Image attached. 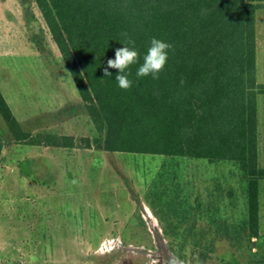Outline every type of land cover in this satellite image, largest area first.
Here are the masks:
<instances>
[{
	"label": "rangeland",
	"instance_id": "obj_1",
	"mask_svg": "<svg viewBox=\"0 0 264 264\" xmlns=\"http://www.w3.org/2000/svg\"><path fill=\"white\" fill-rule=\"evenodd\" d=\"M0 90L30 135L0 114V264H264V184L252 238L236 163L80 144L98 132L33 0H0Z\"/></svg>",
	"mask_w": 264,
	"mask_h": 264
},
{
	"label": "trees",
	"instance_id": "obj_2",
	"mask_svg": "<svg viewBox=\"0 0 264 264\" xmlns=\"http://www.w3.org/2000/svg\"><path fill=\"white\" fill-rule=\"evenodd\" d=\"M98 135L80 144L114 152L231 161L245 180L246 228L260 231L258 0H33ZM153 38L172 45L159 79L137 77ZM134 45H126V41ZM138 50L123 90L107 60L117 48ZM0 114L15 139L27 140L0 90ZM45 138V137H44ZM47 145L74 147L71 135ZM46 140V139H45ZM43 141V140H42Z\"/></svg>",
	"mask_w": 264,
	"mask_h": 264
},
{
	"label": "clouds",
	"instance_id": "obj_3",
	"mask_svg": "<svg viewBox=\"0 0 264 264\" xmlns=\"http://www.w3.org/2000/svg\"><path fill=\"white\" fill-rule=\"evenodd\" d=\"M126 45H134V41H126ZM172 45L163 40L153 38L150 42V47L147 54L143 58V64L138 68L137 77H146L151 75L153 79H159V74L164 70V67L169 58V51ZM139 53L134 47L123 46L115 50L114 59L107 60L103 70V76H112L109 69L118 70L115 76V81L123 90H129L133 86V81L129 79L130 73L126 70L131 65L138 63Z\"/></svg>",
	"mask_w": 264,
	"mask_h": 264
},
{
	"label": "crops",
	"instance_id": "obj_4",
	"mask_svg": "<svg viewBox=\"0 0 264 264\" xmlns=\"http://www.w3.org/2000/svg\"><path fill=\"white\" fill-rule=\"evenodd\" d=\"M258 1L264 3V0H258ZM261 9L264 10V7L260 8L259 10ZM256 53H257V62H256L257 82L259 84H264V16H261V19L256 18ZM258 131H259L258 160H259V165L261 167H264V93L258 95ZM263 184H264V180H261L260 189Z\"/></svg>",
	"mask_w": 264,
	"mask_h": 264
},
{
	"label": "flooded vegetation",
	"instance_id": "obj_5",
	"mask_svg": "<svg viewBox=\"0 0 264 264\" xmlns=\"http://www.w3.org/2000/svg\"><path fill=\"white\" fill-rule=\"evenodd\" d=\"M160 264H163L162 261L160 262Z\"/></svg>",
	"mask_w": 264,
	"mask_h": 264
}]
</instances>
